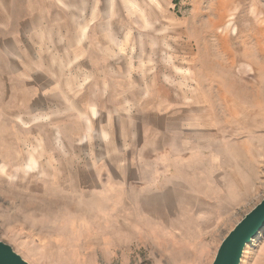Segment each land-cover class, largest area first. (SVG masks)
Masks as SVG:
<instances>
[{
    "label": "rangeland",
    "instance_id": "1",
    "mask_svg": "<svg viewBox=\"0 0 264 264\" xmlns=\"http://www.w3.org/2000/svg\"><path fill=\"white\" fill-rule=\"evenodd\" d=\"M0 3V241L29 264H212L264 200V0ZM136 145L143 180L115 194Z\"/></svg>",
    "mask_w": 264,
    "mask_h": 264
},
{
    "label": "water",
    "instance_id": "2",
    "mask_svg": "<svg viewBox=\"0 0 264 264\" xmlns=\"http://www.w3.org/2000/svg\"><path fill=\"white\" fill-rule=\"evenodd\" d=\"M264 231V200L246 214L218 248L212 264H241L246 247ZM0 264H29L7 243L0 241Z\"/></svg>",
    "mask_w": 264,
    "mask_h": 264
},
{
    "label": "crops",
    "instance_id": "3",
    "mask_svg": "<svg viewBox=\"0 0 264 264\" xmlns=\"http://www.w3.org/2000/svg\"><path fill=\"white\" fill-rule=\"evenodd\" d=\"M5 10V6L3 5V3H0V14L3 15V11ZM2 18L0 17V31H5L7 30L5 23L3 20H1ZM228 128V127H227ZM230 130H233L232 127L228 128ZM227 134L229 137H232L231 134H233V132L230 133V131H227ZM244 138V137H242ZM220 142L216 143V144H212L210 146H208L207 151L210 150V156L213 159V162H215V160H217L218 158V150L220 149ZM125 153L129 155V159L133 156V158H131V162L132 165L127 166L126 164H124L122 166H119L114 170V175L116 177L119 178V185H116L114 187V190L112 191L115 194H119L122 196V194L124 193L125 195L128 194V191L133 190L132 188L134 187L133 184H130L129 182L136 179L137 177H139L138 179L143 180V174L145 175V171L146 168L143 165V161H142V152L145 151H149V156L152 155V150H153V146H147V145H143V147L141 146H137L136 147H131V149H129V147H125L123 148ZM231 149V153L236 154V148L235 147H230ZM154 151V150H153ZM157 151V150H155ZM238 151V150H237ZM139 152V153H138ZM206 155V154H205ZM149 156H143V159H148ZM190 159L192 160V162L190 163L191 165H196L198 162L202 161V159H198V157L194 156L193 154H191ZM203 162V161H202ZM213 164V163H212ZM257 167H255L256 169ZM251 170H254V167L251 168ZM253 180L252 182H255V178L252 176ZM143 182V181H142ZM252 183V184H253ZM127 197V196H126Z\"/></svg>",
    "mask_w": 264,
    "mask_h": 264
},
{
    "label": "bare ground",
    "instance_id": "4",
    "mask_svg": "<svg viewBox=\"0 0 264 264\" xmlns=\"http://www.w3.org/2000/svg\"><path fill=\"white\" fill-rule=\"evenodd\" d=\"M260 235H261V234H260ZM248 246H249V245H248ZM248 246L246 247V250H247Z\"/></svg>",
    "mask_w": 264,
    "mask_h": 264
}]
</instances>
